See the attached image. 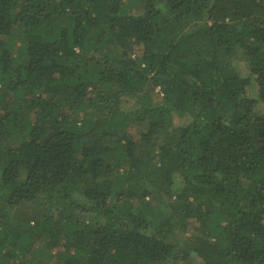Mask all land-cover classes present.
Listing matches in <instances>:
<instances>
[{"label": "trees", "instance_id": "trees-1", "mask_svg": "<svg viewBox=\"0 0 264 264\" xmlns=\"http://www.w3.org/2000/svg\"><path fill=\"white\" fill-rule=\"evenodd\" d=\"M0 264H264V0H0Z\"/></svg>", "mask_w": 264, "mask_h": 264}]
</instances>
